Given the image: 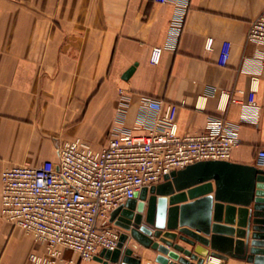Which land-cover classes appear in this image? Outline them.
Listing matches in <instances>:
<instances>
[{"label": "crops", "instance_id": "0c3cea01", "mask_svg": "<svg viewBox=\"0 0 264 264\" xmlns=\"http://www.w3.org/2000/svg\"><path fill=\"white\" fill-rule=\"evenodd\" d=\"M263 10L264 0H0V174L56 161L57 146L75 138L99 149L114 133H149L157 114L141 122L145 98L177 105L180 136L227 119L238 140L229 161L255 166L264 150V66L246 34ZM224 42L230 57L219 66ZM252 76L256 107L246 104ZM132 248L141 264H157L154 250ZM38 249L0 216V264H27ZM64 259L100 264L70 250Z\"/></svg>", "mask_w": 264, "mask_h": 264}, {"label": "built area", "instance_id": "2783aa9c", "mask_svg": "<svg viewBox=\"0 0 264 264\" xmlns=\"http://www.w3.org/2000/svg\"><path fill=\"white\" fill-rule=\"evenodd\" d=\"M246 41L254 46L253 59L264 66V10L249 24ZM229 57L230 44L224 42L217 64L226 66ZM257 87L258 78L252 76L247 106H257ZM217 94L228 97L226 91L213 89L211 96ZM141 108L142 123L150 112L162 113L155 115L147 134L114 133L99 149L75 138L57 146L56 161L1 172V218L39 245L27 264H75L64 259L65 250L79 261H93L102 250H115L122 229L110 222L113 210L143 188L162 183L173 171L200 161H228L238 145L234 126L223 117L211 118L205 132L180 136L176 104L145 98ZM255 166L264 169V150L258 151Z\"/></svg>", "mask_w": 264, "mask_h": 264}, {"label": "water", "instance_id": "95a60500", "mask_svg": "<svg viewBox=\"0 0 264 264\" xmlns=\"http://www.w3.org/2000/svg\"><path fill=\"white\" fill-rule=\"evenodd\" d=\"M110 222L122 233L115 250L94 258L100 264H141L136 244L154 250L157 264H264V169L196 162L143 188L112 211ZM129 240L135 244L125 248Z\"/></svg>", "mask_w": 264, "mask_h": 264}, {"label": "bare ground", "instance_id": "6f19581e", "mask_svg": "<svg viewBox=\"0 0 264 264\" xmlns=\"http://www.w3.org/2000/svg\"><path fill=\"white\" fill-rule=\"evenodd\" d=\"M217 260V259H216ZM211 262H213V261H211ZM215 263V262H214ZM217 264V263H216Z\"/></svg>", "mask_w": 264, "mask_h": 264}]
</instances>
